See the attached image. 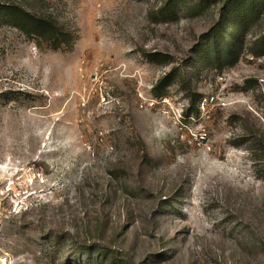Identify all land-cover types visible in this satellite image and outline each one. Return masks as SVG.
Here are the masks:
<instances>
[{"label":"rangeland","instance_id":"374dc122","mask_svg":"<svg viewBox=\"0 0 264 264\" xmlns=\"http://www.w3.org/2000/svg\"><path fill=\"white\" fill-rule=\"evenodd\" d=\"M0 4V264H264V0Z\"/></svg>","mask_w":264,"mask_h":264},{"label":"trees","instance_id":"16d2710c","mask_svg":"<svg viewBox=\"0 0 264 264\" xmlns=\"http://www.w3.org/2000/svg\"><path fill=\"white\" fill-rule=\"evenodd\" d=\"M0 17L4 20L10 21L19 29H21L28 36H35L45 42H47L53 50H58L63 47L71 48L75 42L76 36L72 31L60 26L58 22L52 18L39 16L26 12L15 5L0 4ZM222 31H216L214 33L215 38L217 35L223 33ZM237 38H234L232 44L236 43ZM217 39L213 43V47L216 46ZM229 44L223 37L221 41V50L216 51L217 57H222L234 64L238 60V51L234 48V45ZM210 46H207L204 51L208 54Z\"/></svg>","mask_w":264,"mask_h":264}]
</instances>
